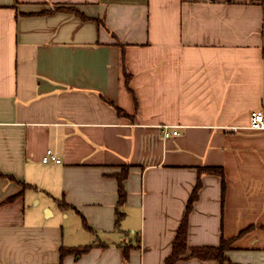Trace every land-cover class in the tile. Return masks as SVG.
Instances as JSON below:
<instances>
[{
    "label": "crops",
    "instance_id": "0c3cea01",
    "mask_svg": "<svg viewBox=\"0 0 264 264\" xmlns=\"http://www.w3.org/2000/svg\"><path fill=\"white\" fill-rule=\"evenodd\" d=\"M258 110L264 0H0V264H165L198 179L187 253L264 264Z\"/></svg>",
    "mask_w": 264,
    "mask_h": 264
},
{
    "label": "trees",
    "instance_id": "16d2710c",
    "mask_svg": "<svg viewBox=\"0 0 264 264\" xmlns=\"http://www.w3.org/2000/svg\"><path fill=\"white\" fill-rule=\"evenodd\" d=\"M98 22H101L100 20H97ZM117 44L120 46H123L122 42L117 41ZM125 76V82L127 83L129 80L130 75L127 72H124ZM116 110L119 114L125 115L123 111L116 107ZM125 169L121 173L117 175L118 180V201L115 209V228H119V224L121 219L124 216V210L123 205L125 202L126 192L123 188L122 181L125 177ZM200 173H210V174H217L221 176L222 179V186L224 187V177H223V170L221 167L217 166H203L199 168ZM7 177L10 180L16 181L17 183H20L23 188L30 187V184H26L20 180H17L12 175H5L0 173V177ZM201 186V181L198 179L195 186L193 187L192 193L188 199V203L185 210V215L180 222L176 233L174 235L172 245H171V251L169 255L165 258V264H174L176 261L184 258L189 257H195L201 260H216L219 262V264L224 263L227 261L226 251L230 248V243L232 238L230 239H224L221 238L219 245L217 246H198V247H191L189 249V252L187 253V216L192 208L193 202L198 197V190ZM67 204L64 202H59V206L65 207ZM82 226L87 229L91 230L90 227L86 224L85 220L82 218ZM92 244H86L81 246H61L59 249L60 256L63 257L66 254L73 253L76 257L80 256L81 254L87 252L89 249H91ZM132 246L130 245H124L122 246V259L123 264H127L128 261V255L129 250Z\"/></svg>",
    "mask_w": 264,
    "mask_h": 264
},
{
    "label": "built area",
    "instance_id": "2783aa9c",
    "mask_svg": "<svg viewBox=\"0 0 264 264\" xmlns=\"http://www.w3.org/2000/svg\"><path fill=\"white\" fill-rule=\"evenodd\" d=\"M249 127L255 130L264 129V113L261 110L253 111L249 116ZM235 130L236 128H232ZM177 130H167L164 131V136H170L171 134H177ZM48 160H53L55 162H60V159L57 158L50 149L45 151L44 156L42 157V161L46 162Z\"/></svg>",
    "mask_w": 264,
    "mask_h": 264
},
{
    "label": "rangeland",
    "instance_id": "374dc122",
    "mask_svg": "<svg viewBox=\"0 0 264 264\" xmlns=\"http://www.w3.org/2000/svg\"><path fill=\"white\" fill-rule=\"evenodd\" d=\"M77 220V219H76ZM92 240H89V242H91ZM89 242H85V243H89Z\"/></svg>",
    "mask_w": 264,
    "mask_h": 264
}]
</instances>
